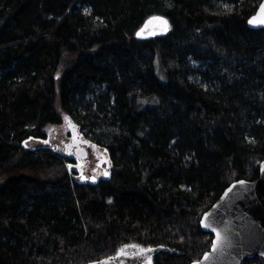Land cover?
<instances>
[{
	"label": "trees",
	"instance_id": "1",
	"mask_svg": "<svg viewBox=\"0 0 264 264\" xmlns=\"http://www.w3.org/2000/svg\"><path fill=\"white\" fill-rule=\"evenodd\" d=\"M260 2L0 0V264H88L129 243L191 264L210 248L203 213L264 159V29L248 26ZM152 15L170 32L136 37ZM61 110L107 177L26 146Z\"/></svg>",
	"mask_w": 264,
	"mask_h": 264
},
{
	"label": "water",
	"instance_id": "2",
	"mask_svg": "<svg viewBox=\"0 0 264 264\" xmlns=\"http://www.w3.org/2000/svg\"><path fill=\"white\" fill-rule=\"evenodd\" d=\"M264 0L259 3L256 12L248 19V26L252 29H264V24L249 23L253 17H257ZM153 17L162 18L167 21L165 26L161 20L149 21ZM141 29L144 32L137 35ZM171 30L170 20L164 15H152L148 17L136 32V37L149 39L166 35ZM72 142L70 147L75 149L76 166L82 163L81 158L88 155L86 139L79 133L73 123H70ZM71 166V167H70ZM73 164H69L71 169ZM240 181H244L243 184ZM207 217V218H206ZM205 224L208 226L206 227ZM201 228L213 234L212 244L203 255L193 260L191 264L199 261V264H244L253 257L264 259V159L259 165V177L254 180L241 178L230 183L222 192L220 197L206 210L200 219ZM216 232H219L221 239L217 249L213 250L216 243ZM139 252L132 255H123L122 247L115 254L102 259L107 264H144L146 261L153 262L154 255L160 250L172 251L169 246H143L137 245ZM151 249V251H148ZM208 259H205V255ZM99 261V262H101ZM90 262L88 264H99Z\"/></svg>",
	"mask_w": 264,
	"mask_h": 264
},
{
	"label": "rangeland",
	"instance_id": "3",
	"mask_svg": "<svg viewBox=\"0 0 264 264\" xmlns=\"http://www.w3.org/2000/svg\"><path fill=\"white\" fill-rule=\"evenodd\" d=\"M61 115L63 121L60 124L48 125L45 128V131L47 132L48 135L47 140L49 143L47 142V144H44L36 140H28L27 145L31 148L34 147L36 148L43 145L44 147L51 148L53 151L68 157V155H70L69 151H72V148L70 147V144L72 142L70 123L74 124V126L78 129L79 133L85 139L90 140L91 137L88 138L87 135L86 137L84 135L85 132L81 131L79 126L62 110H61ZM86 147L88 150L87 157L81 158L82 163L80 164V166H76L77 162H74L71 168V172L75 175L76 178L84 181L86 180L94 181L98 178L107 177V175L111 172L112 169L110 160L107 159V157L103 154V151L100 148H96L91 144ZM74 154L79 156L75 152ZM69 163L70 161L67 162V164ZM105 173H107V175H105ZM93 177H95V179H92ZM129 244H135V243H129Z\"/></svg>",
	"mask_w": 264,
	"mask_h": 264
},
{
	"label": "snow or ice",
	"instance_id": "4",
	"mask_svg": "<svg viewBox=\"0 0 264 264\" xmlns=\"http://www.w3.org/2000/svg\"><path fill=\"white\" fill-rule=\"evenodd\" d=\"M153 20H161V23H163L165 26L167 25V21H164V20H162V18H158V17H153L149 21V23H152ZM249 23H260V24H264V5H261L260 12L258 13L257 17H253L249 21ZM143 32H144V29H141L140 32L137 33V35L139 36ZM45 143H47V141H45ZM25 144L27 146V142H25ZM105 175H107V173H105ZM82 178H85V177H82ZM92 179H95V177H93ZM240 183L243 184L244 181H240ZM205 226L207 227L208 225L205 224ZM216 237H217L216 243L213 244V250L214 251L217 249V245L219 244L220 239H221V235H220L219 232H216ZM148 251H151V249H149ZM204 258L205 259H208V255L206 254ZM99 264H107V262L106 261H101V262H99ZM194 264H199V261L194 262Z\"/></svg>",
	"mask_w": 264,
	"mask_h": 264
},
{
	"label": "flooded vegetation",
	"instance_id": "5",
	"mask_svg": "<svg viewBox=\"0 0 264 264\" xmlns=\"http://www.w3.org/2000/svg\"><path fill=\"white\" fill-rule=\"evenodd\" d=\"M48 138V137H47ZM29 140H36V141H39V142H42V143H44V144H47V143H45V141H47V140H39V139H36V138H31V139H29ZM48 142V141H47ZM49 143V142H48ZM92 145V146H95L96 147V145L94 144V143H91V142H87V146H89V145ZM40 147H44L43 145L42 146H40ZM35 148V147H34ZM36 148H38V147H36ZM72 148V151H69V154L70 155H68V158H69V161H70V163L71 164H74V162H76L77 160H76V158H75V154H74V152H75V150H74V148L73 147H71ZM97 148V147H96ZM73 155V156H72ZM72 161V162H71ZM69 163V164H70ZM122 254L123 255H126V256H132V255H134V254H136V253H138L139 252V249H138V247L135 245V244H128V245H124L123 247H122ZM126 260H124L123 261V263H125L126 264ZM144 264H152V262L151 261H146V262H144Z\"/></svg>",
	"mask_w": 264,
	"mask_h": 264
}]
</instances>
